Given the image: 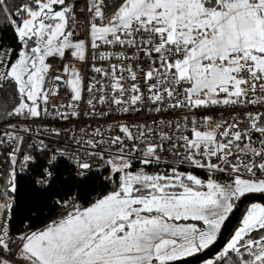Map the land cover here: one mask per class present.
I'll return each instance as SVG.
<instances>
[{"label":"snow or ice","instance_id":"snow-or-ice-1","mask_svg":"<svg viewBox=\"0 0 264 264\" xmlns=\"http://www.w3.org/2000/svg\"><path fill=\"white\" fill-rule=\"evenodd\" d=\"M209 249L264 264V0H0V264Z\"/></svg>","mask_w":264,"mask_h":264},{"label":"water","instance_id":"water-1","mask_svg":"<svg viewBox=\"0 0 264 264\" xmlns=\"http://www.w3.org/2000/svg\"><path fill=\"white\" fill-rule=\"evenodd\" d=\"M250 202L248 199L243 200V202H239L238 203V207L237 209L234 211L233 215L230 216L229 221H226L224 228L221 231V237L217 242L216 247L221 246L223 243L226 242V240L228 239L230 232L232 231V229L234 228V226L237 223V220L243 210L244 205ZM213 254V250L209 249L207 252L199 254L196 257H192V258H188V264H194L197 262H200L202 260H205L207 258H209L211 255Z\"/></svg>","mask_w":264,"mask_h":264},{"label":"rangeland","instance_id":"rangeland-1","mask_svg":"<svg viewBox=\"0 0 264 264\" xmlns=\"http://www.w3.org/2000/svg\"><path fill=\"white\" fill-rule=\"evenodd\" d=\"M249 203H250V202H247V203L244 205V210L242 211V213H241L239 219L237 220L238 224H239V221H240V218H241L242 214L244 213V211H245L246 208L248 207ZM238 224L235 225V227L238 226ZM235 227H234V228H235ZM234 228H233V230H234ZM233 230H232V231H233ZM230 236H231V235H230ZM230 236H229V238H230ZM209 258H210V257H209ZM207 259H208V258H207ZM194 264H204V260H202V261H200V262H197V263H194Z\"/></svg>","mask_w":264,"mask_h":264},{"label":"trees","instance_id":"trees-1","mask_svg":"<svg viewBox=\"0 0 264 264\" xmlns=\"http://www.w3.org/2000/svg\"><path fill=\"white\" fill-rule=\"evenodd\" d=\"M200 175H203V173H199ZM243 210H244V207H243ZM242 210V211H243ZM45 211H47V209H45ZM242 213V212H241ZM241 215V214H240ZM240 217V216H239ZM239 219V218H238ZM44 222H46V221H44L43 219H40V220H37L36 222H35V226H39L40 224H42V223H44ZM238 224V222L236 223V225ZM233 230V229H232ZM232 232L233 231H231L230 232V235L232 234ZM229 235V236H230ZM229 238V237H228ZM227 241V240H226Z\"/></svg>","mask_w":264,"mask_h":264},{"label":"flooded vegetation","instance_id":"flooded-vegetation-1","mask_svg":"<svg viewBox=\"0 0 264 264\" xmlns=\"http://www.w3.org/2000/svg\"><path fill=\"white\" fill-rule=\"evenodd\" d=\"M235 227V226H234Z\"/></svg>","mask_w":264,"mask_h":264}]
</instances>
